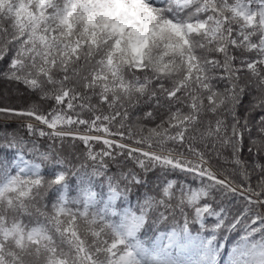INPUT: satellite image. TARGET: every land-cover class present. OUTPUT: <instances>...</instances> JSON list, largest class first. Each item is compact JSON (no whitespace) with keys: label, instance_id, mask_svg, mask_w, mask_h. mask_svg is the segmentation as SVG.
I'll list each match as a JSON object with an SVG mask.
<instances>
[{"label":"snow or ice","instance_id":"1","mask_svg":"<svg viewBox=\"0 0 264 264\" xmlns=\"http://www.w3.org/2000/svg\"><path fill=\"white\" fill-rule=\"evenodd\" d=\"M0 152V264H264V0H0Z\"/></svg>","mask_w":264,"mask_h":264},{"label":"trees","instance_id":"2","mask_svg":"<svg viewBox=\"0 0 264 264\" xmlns=\"http://www.w3.org/2000/svg\"><path fill=\"white\" fill-rule=\"evenodd\" d=\"M11 127H15V125H11ZM10 157V154L7 152H0V160H4ZM161 175H163V173H161ZM147 179L150 180V184L146 185V186H142V185H137L134 187H130V190L128 192V194L125 196L124 200L121 201L124 204L125 209H131L134 208L137 200L140 196L141 193L146 194L149 190V188L157 183L156 180V174L155 173H149L148 176L146 177ZM174 178V177H173ZM189 183H192L191 181H189ZM199 182H196L197 186H198ZM209 223H212L211 220L208 221ZM196 226L193 227V234H196ZM205 235H207V233H205ZM240 233L236 232V233H232L227 240L228 243V247H225L221 253V264H226V258L229 254V250L231 245L235 244L239 238H240Z\"/></svg>","mask_w":264,"mask_h":264},{"label":"rangeland","instance_id":"3","mask_svg":"<svg viewBox=\"0 0 264 264\" xmlns=\"http://www.w3.org/2000/svg\"><path fill=\"white\" fill-rule=\"evenodd\" d=\"M193 235H195V234H193Z\"/></svg>","mask_w":264,"mask_h":264}]
</instances>
